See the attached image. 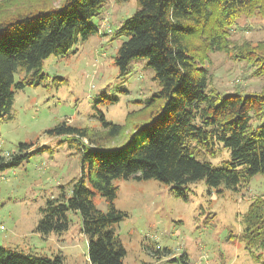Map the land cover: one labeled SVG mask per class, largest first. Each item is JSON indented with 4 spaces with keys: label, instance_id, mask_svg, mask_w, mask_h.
Listing matches in <instances>:
<instances>
[{
    "label": "trees",
    "instance_id": "trees-1",
    "mask_svg": "<svg viewBox=\"0 0 264 264\" xmlns=\"http://www.w3.org/2000/svg\"><path fill=\"white\" fill-rule=\"evenodd\" d=\"M106 1L63 0L57 7L16 9L4 16L0 6L1 120L12 118V88L43 83L44 59L67 56L78 42L98 33L91 21ZM136 5L132 15L114 31L116 36L125 37L115 64L124 74L132 60L144 58L159 89L142 108L127 114L128 118L137 117L131 122L128 137L117 145L100 143L121 135L125 127L105 120L102 114L99 119L106 130L102 138L95 136L93 140L94 134L87 128L66 122L48 130L69 142L79 140L78 152L86 172L69 183V197L60 186L58 195L46 201L36 230L43 234L61 232L68 228V212H78L92 264H122L126 255L115 234V225L126 213L114 206V179H155L169 185L174 196L187 200L190 184L198 180H204L208 187L223 185L237 190L253 176L264 175V122L254 128L250 125L264 112V88L244 97L207 92L209 72L204 63L210 51L228 49V29L239 16L254 12L264 15V0H136ZM262 46L244 43L236 52L255 67L258 75H264ZM19 73L21 76L14 80ZM216 143L230 153V159L220 167L207 160L216 154ZM32 146L20 143L8 157L0 155V171L16 168L49 150L46 145ZM95 194L105 199V211L96 207ZM241 223V232L228 237L242 242L256 259L253 250L264 249V197L252 200ZM162 253L170 254V250ZM170 260L191 264L184 252ZM0 264H59V259L0 246Z\"/></svg>",
    "mask_w": 264,
    "mask_h": 264
},
{
    "label": "rangeland",
    "instance_id": "rangeland-1",
    "mask_svg": "<svg viewBox=\"0 0 264 264\" xmlns=\"http://www.w3.org/2000/svg\"><path fill=\"white\" fill-rule=\"evenodd\" d=\"M62 1L0 0L4 7L1 16L16 9L57 7ZM136 7V0H107L91 21L98 33L78 42L67 56L44 59L45 80L41 85L12 88V118L0 119V155L8 157L20 143L33 144L31 149L46 145L49 150L16 168L0 171V246L58 257L59 264H92L78 212H68V228L61 232L43 234L36 230L46 201L58 195L60 186L69 197V183L86 172V163L82 165L78 152L79 140L69 142L48 130L66 122L87 128L94 134L93 140L95 136L102 138L106 131L99 119L102 114L105 120L125 127L121 135L100 143L117 145L128 137L131 122L137 117L128 118L127 114L142 108L159 89L144 58L132 60L124 74L115 64L117 49L125 37L116 36L114 31ZM228 32V49L210 51L204 62L209 72L207 92L241 97L260 92L264 75L256 74L255 67L236 52L244 43H262L264 50V15H241ZM19 76L15 74L14 80ZM263 122L264 112L250 125L254 128ZM215 149L216 154L207 160L220 167L230 159V153L217 143ZM113 184L117 187L114 206L126 213L115 225V234L126 250L122 264H179L170 259L183 252L191 264H264V249L253 250L258 255L255 259L242 242L228 237L241 232V217L252 200L264 197V175L253 176L237 190L223 185L208 187L204 180H198L190 184L187 200L174 196L169 185L155 179L121 178L114 179ZM93 201L98 209H107L105 199L98 194ZM165 249L170 254L163 255Z\"/></svg>",
    "mask_w": 264,
    "mask_h": 264
}]
</instances>
